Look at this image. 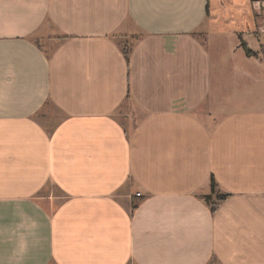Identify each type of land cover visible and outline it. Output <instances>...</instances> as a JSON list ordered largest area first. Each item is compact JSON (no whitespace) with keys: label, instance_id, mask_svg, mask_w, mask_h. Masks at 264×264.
Segmentation results:
<instances>
[{"label":"crops","instance_id":"crops-1","mask_svg":"<svg viewBox=\"0 0 264 264\" xmlns=\"http://www.w3.org/2000/svg\"><path fill=\"white\" fill-rule=\"evenodd\" d=\"M0 264H264V0H0Z\"/></svg>","mask_w":264,"mask_h":264},{"label":"trees","instance_id":"trees-1","mask_svg":"<svg viewBox=\"0 0 264 264\" xmlns=\"http://www.w3.org/2000/svg\"><path fill=\"white\" fill-rule=\"evenodd\" d=\"M121 52L126 60V63L129 62V46L128 44H124L121 48ZM246 53L250 55V50L246 48ZM228 197V194L222 193L218 189V184L215 181L214 177L210 179V193L201 196L202 200L210 207L212 211H214L219 203Z\"/></svg>","mask_w":264,"mask_h":264},{"label":"rangeland","instance_id":"rangeland-1","mask_svg":"<svg viewBox=\"0 0 264 264\" xmlns=\"http://www.w3.org/2000/svg\"><path fill=\"white\" fill-rule=\"evenodd\" d=\"M54 109V106H52L50 103H46V105L44 106V111H48L49 113H53L55 111Z\"/></svg>","mask_w":264,"mask_h":264}]
</instances>
